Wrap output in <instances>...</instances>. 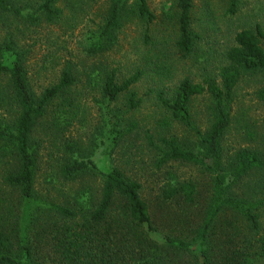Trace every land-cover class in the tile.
<instances>
[{
  "label": "trees",
  "instance_id": "1",
  "mask_svg": "<svg viewBox=\"0 0 264 264\" xmlns=\"http://www.w3.org/2000/svg\"><path fill=\"white\" fill-rule=\"evenodd\" d=\"M34 1L36 8L24 12L19 0H0V264H264V147L246 125L252 145L229 156L224 148L238 84L264 73V27L238 31L217 74L201 82L184 77L169 91L140 96L135 87L145 76L162 83L175 76V65L149 36L156 15L147 0H109L85 31L84 60L91 65L80 71L67 57L55 81L39 91L27 35L65 19L70 2ZM240 3L228 0L227 14H236ZM194 6L175 0L173 45L181 59L201 40L192 29ZM126 15L145 23V48L142 64L122 77L96 58L113 50ZM204 95L210 124L203 130L191 106ZM256 95L264 103V87ZM149 97L163 115L147 130L156 166L192 164L206 183L171 175L147 199L141 182L107 162L139 129L134 116ZM90 102L100 119L90 124L86 150L73 130L87 128ZM176 123L195 135L193 145L168 135ZM44 164L47 184L56 181L59 189H39Z\"/></svg>",
  "mask_w": 264,
  "mask_h": 264
},
{
  "label": "rangeland",
  "instance_id": "2",
  "mask_svg": "<svg viewBox=\"0 0 264 264\" xmlns=\"http://www.w3.org/2000/svg\"><path fill=\"white\" fill-rule=\"evenodd\" d=\"M134 0H130L132 4ZM150 9L156 15V20L151 24L149 36L152 41H157V51L166 53L164 60H170L175 65L173 73L166 81L160 83L145 76L135 90L139 95H145L150 89H166L176 86L184 77H190L195 82H201L207 75L218 73L224 63L226 50L234 44L238 31L254 28L257 24L264 27V0H241L238 11L234 15L227 14L228 0H194L192 29L200 34L194 52L187 58L181 59L177 49L174 48L176 36V14L174 13L175 0H147ZM65 4L66 18L56 25L44 23L37 28L36 34H28L26 45L31 47L32 55L30 70L34 73V88L55 81L61 69V63L67 58L72 59L84 71V66L91 65V59L84 60L83 39L89 26L95 25L103 16L109 0H69ZM64 5V4H63ZM21 10H33L37 6L34 0H19ZM79 9L78 16L72 17L75 8ZM82 8V9H81ZM5 18H1L3 21ZM74 25V26H73ZM73 26V27H72ZM145 23L131 16H124L122 28L119 31V41L108 54L96 58L97 63L103 62L108 66L119 69L121 76L130 75L138 65L142 64V52ZM264 87V73L245 76L235 90V103L233 104V125L224 138L226 155L234 154L242 147L251 146L246 133L249 129L258 134V144L264 147V103L257 97L256 92ZM208 96H198L192 103V112L196 123L204 130L210 124V110ZM154 98H147L140 110L135 113V120L140 127L130 136L126 137L111 159L107 161L121 168L127 176L137 180L143 185V193L147 199L155 196L157 189L168 182L171 175L179 179H197L206 183L208 177L196 166L184 162H170L158 168L155 164L154 153L147 139V130L152 128L156 119L162 118ZM87 128L76 127L73 130L75 137H82L83 147L89 149L87 142L90 136V124L100 119L98 109L94 103L87 104ZM92 121V122H91ZM168 134V133H167ZM168 135L178 137L181 141L191 146L196 142V137L183 125L174 124ZM108 160V159H107ZM105 162V159L103 160ZM47 165L44 164L40 172L38 187L41 191L52 186L57 189L61 184L56 182L47 184L50 180ZM4 168V166H2ZM0 168V180L1 172ZM55 180V179H54ZM257 179L254 177L252 184ZM2 187V185L0 184Z\"/></svg>",
  "mask_w": 264,
  "mask_h": 264
}]
</instances>
